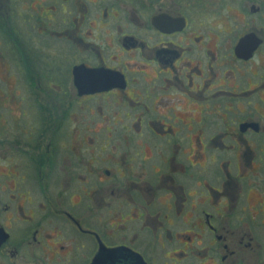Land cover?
<instances>
[{
  "label": "flooded vegetation",
  "instance_id": "af4514ba",
  "mask_svg": "<svg viewBox=\"0 0 264 264\" xmlns=\"http://www.w3.org/2000/svg\"><path fill=\"white\" fill-rule=\"evenodd\" d=\"M22 3H0V264H264L262 6Z\"/></svg>",
  "mask_w": 264,
  "mask_h": 264
},
{
  "label": "rangeland",
  "instance_id": "374dc122",
  "mask_svg": "<svg viewBox=\"0 0 264 264\" xmlns=\"http://www.w3.org/2000/svg\"><path fill=\"white\" fill-rule=\"evenodd\" d=\"M30 1V3H31V5H34V2H37V1H39V0H0V3H2L3 5H5V7L6 6H8V5H11V6H13V4L14 3H22V5H28V2ZM241 1H243V0H241ZM255 2L256 3H259L261 6H262V12L264 13V0H255ZM35 9V10H34ZM37 10V13H39V9H37V7H36V5L35 6H33V9H27V12H28V15L30 14V15H35V11ZM0 11H2V12H4V13H7L6 11H3V10H0ZM1 71H0V76H1ZM2 81L0 80V83H1ZM0 111H1V109H0ZM4 118V117H3ZM1 116H0V126H1V124H3L4 123V119H3ZM6 121V120H5ZM3 149V144H2V142L0 143V151H3L2 150Z\"/></svg>",
  "mask_w": 264,
  "mask_h": 264
},
{
  "label": "water",
  "instance_id": "95a60500",
  "mask_svg": "<svg viewBox=\"0 0 264 264\" xmlns=\"http://www.w3.org/2000/svg\"><path fill=\"white\" fill-rule=\"evenodd\" d=\"M250 40H251V36L244 35V37H242L238 41V46L239 48H241V51L243 50L242 48H244L245 44L247 43L246 41H250ZM250 42H252L251 45L253 44V46H255L259 43V39L255 36Z\"/></svg>",
  "mask_w": 264,
  "mask_h": 264
}]
</instances>
